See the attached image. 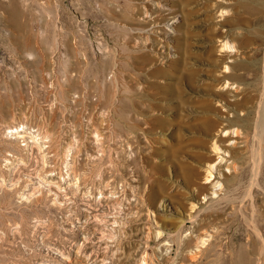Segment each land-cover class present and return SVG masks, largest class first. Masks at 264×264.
Here are the masks:
<instances>
[{
    "label": "rangeland",
    "instance_id": "rangeland-1",
    "mask_svg": "<svg viewBox=\"0 0 264 264\" xmlns=\"http://www.w3.org/2000/svg\"><path fill=\"white\" fill-rule=\"evenodd\" d=\"M263 60L264 0H0V264H60L62 254L70 264H179L167 233L210 201L212 137L255 118ZM18 124L49 137L43 149L10 143L6 127ZM222 135L252 161L251 141ZM69 151L78 184L64 175L61 190L46 191L44 157L61 169ZM230 211L221 226L240 247L248 229Z\"/></svg>",
    "mask_w": 264,
    "mask_h": 264
},
{
    "label": "bare ground",
    "instance_id": "bare-ground-1",
    "mask_svg": "<svg viewBox=\"0 0 264 264\" xmlns=\"http://www.w3.org/2000/svg\"><path fill=\"white\" fill-rule=\"evenodd\" d=\"M224 10L225 9H223L222 12ZM220 49L226 52L227 55L229 52L234 51L237 53L238 51L236 46L230 41H224L221 43ZM223 69L225 70L223 74L225 84L228 86H234L236 84L235 82L237 81V74L235 75L232 73V71L235 70V66L225 63ZM228 70L229 72H227ZM261 84L262 87L260 92V102L254 119L250 117L240 119L238 117L234 120H229L226 125H223V123L221 126L217 125V129H220L219 132L214 137H212V152H214L218 157L216 156L214 160L204 167L206 168L204 170V184L210 183V189L211 191H214L213 195H210V201L205 205H197L196 203H192L190 207V213H188L187 216L185 214L182 218H180L176 230H174V232L167 233V236L171 237L173 243L177 245L176 247H178L177 252L180 256V259H178L179 264H219L223 259L227 260V262H231V264H264V213L260 212L261 208L259 206L261 196L262 199H264V186L261 185V181L262 184H264V65L262 69ZM238 88L239 87L236 86L234 91H238ZM222 133H225V135L228 137L225 141V144L231 143L234 146H237L241 143H244V145H246L251 141L253 147V157L251 155L252 161L250 163L249 161L246 162L245 159L236 157L235 153L233 154L231 152L232 150L228 145V147H224ZM5 136L8 138L10 143H14L16 145L14 146L17 147V149L29 147L31 146V143L32 147L34 146L41 150L49 138L45 135L36 134L29 127L23 124L7 126ZM21 143H24L25 145L21 146ZM219 159H221V162L219 165H217L218 176L211 180L212 182H209V179L214 176V170L216 166L215 161ZM240 160H242V162ZM7 161L8 160L6 159L3 166L0 165V177L2 176V171L7 167ZM44 161L45 165L40 168L39 171L37 170L36 175L43 185L42 188H44L46 191L51 192L53 187L61 190V183L66 182L64 175L70 177L71 174H74L71 177L74 178L76 183L78 182L77 176L75 174V163L72 160L71 151L67 152L66 156L62 159L63 167L61 169L48 170L47 157H44ZM223 162H225L224 168L230 171V176L226 175L221 169H219L221 168V164ZM247 168H250V170L248 171V179L246 178V180L245 177L247 176ZM220 176L223 177L224 182L221 181ZM10 181L12 182V179ZM14 184L15 183H12L11 185ZM241 189L246 192H244V197L240 195L242 192L239 193ZM15 192L16 190L14 193ZM54 196H56V194H54ZM146 196L147 195L142 196V206H148L147 204L149 202H147ZM247 198L250 199L248 200ZM57 200L58 199L56 198L55 204L58 202ZM250 200L253 203H250L251 213H248V205ZM116 203L121 204L119 200H117ZM6 207L7 206H5V208ZM118 210V215L121 217L120 213L123 211L121 208H118ZM228 210H231L230 212L233 216L235 214H240L239 217L242 218L244 224L246 225L245 227L248 229L247 242L242 244L240 247L236 245L239 236H236L235 239H233L231 242H228L226 240L225 231L221 226V224H223L224 218L228 215ZM149 217L150 214L146 216V221H150ZM133 219H129L128 221ZM235 220H237V218H235ZM114 222L115 227H120L119 232H124V230L121 228L123 227L124 222L120 221L119 219H115ZM187 222H191L194 226V231L190 234V236L185 233L184 229V225ZM156 228H158L156 236H160V227L158 226ZM223 249L227 250L229 255H223ZM59 257L61 260L60 264H70L71 255L62 254ZM145 263L146 261L144 258L143 264Z\"/></svg>",
    "mask_w": 264,
    "mask_h": 264
}]
</instances>
